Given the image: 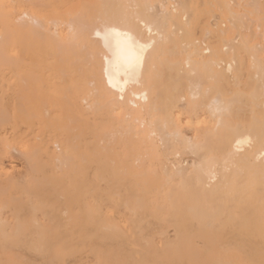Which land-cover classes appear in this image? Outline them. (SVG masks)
<instances>
[{"label": "bare ground", "instance_id": "1", "mask_svg": "<svg viewBox=\"0 0 264 264\" xmlns=\"http://www.w3.org/2000/svg\"><path fill=\"white\" fill-rule=\"evenodd\" d=\"M253 27L264 36V0H0V211L17 221L0 233L27 234L25 205L31 225L51 209L52 232L59 214L101 232L103 203H124L162 233L174 227L165 248L184 264H264V44ZM180 152L203 159L169 166ZM14 154L22 173L5 166Z\"/></svg>", "mask_w": 264, "mask_h": 264}, {"label": "rangeland", "instance_id": "2", "mask_svg": "<svg viewBox=\"0 0 264 264\" xmlns=\"http://www.w3.org/2000/svg\"><path fill=\"white\" fill-rule=\"evenodd\" d=\"M42 10L45 11L44 8ZM253 30L256 32L257 36L259 35L257 37V42L261 43V44H264V40H263L264 36H262V34H263L262 29H258L257 27H253ZM244 32L246 33V30H244ZM198 38H200V37L198 36ZM243 55L246 56V54L244 52H243ZM263 55H264V53H263ZM246 58H247V56H246ZM244 73H246V72H244ZM245 77H247V76H245ZM245 77L242 79V85L240 87H238V89L240 91H242V93H247L248 92V88L245 86V84L247 83V80H246ZM240 101L244 105V111H245L244 113H245V115L249 117L250 109H249V107L247 105L248 104L247 103V97L245 95H242L241 98H240ZM189 133H190V135L192 134L191 132H189ZM186 153L187 152H180L177 155L172 154V153H167V156H165L167 164L169 166H171L172 165L171 163H173L174 164V165H172V167H173V166H176V164L180 165V164L183 163L182 166L186 165L188 168H190L191 166H189V165L191 164V162L192 163L194 161L199 162V161H201L203 159V158L200 157L201 154L194 155V154H192L190 152H188L187 154ZM182 156L184 158H182ZM185 156H188V157H185ZM167 157H168V159H167ZM169 158H171L174 161H171V159H169ZM184 160L187 163H185ZM4 162H5V166L8 167V168L14 167V171H16L17 174L24 172L25 169H26V165H25L24 159L21 156H19L18 154H16V155L14 154L13 156H11V158L5 159ZM86 203L87 204H93V201L92 200H88V201H86ZM57 204H60V205H57V206H60L62 209H64L66 207L65 202L63 200H60ZM103 205H104V209H105V212H106L105 215L103 216V223L105 224L106 228L104 227V229H101V232H100V230L98 231L96 226H90L88 229H86V231H82L79 228V231H78V228H76V226H75L76 224H75L74 220L73 221L69 220L68 216L67 215H63V214H59L62 217L61 216H57V218H56V222H57V225H58V227H56V228L60 227L61 229H57L56 231L52 232L51 229L49 228V227L52 226V222L50 220L53 217L52 214L50 213L51 209H49V211H48L49 213L47 215L42 210L41 211L40 210L36 211V214H35L34 218L37 221V224L36 225L32 224L33 225L32 226L31 225V223H32V218H31L32 214L30 212V215H29L30 208L29 207L27 208L26 207L27 205H25L24 206L25 209L20 215V223L22 225H24L23 228L26 230L25 233H27V234H24V231H21L19 236L16 238V237H13V233L14 232H10V230H12V229L8 230L6 233H0V237H1L0 238V249H1L0 250V258L2 259V260H0V264L2 262H3L2 264H14V263H16V264H44V263L45 264H50V263L51 264H130V263L131 264H138V263L139 264H144V262L148 263V264H155V263L159 264V262H160V264H184V260L179 258V254H178L179 252H177L173 248H170V250L165 248L167 243H170V242L172 243V242H175L177 240V238H176L177 235L175 233L174 227L169 226L166 229L167 232L165 231V233H162L163 228H162L161 223L159 221L155 220L154 218H152L147 213L146 214L145 213H140L137 216H132L131 214L127 213L125 207L123 208L124 203H120V205L116 209H114L113 206L110 203L106 202V201L103 203ZM0 207H2L1 203H0ZM109 208H111V209H109ZM5 209H7V210H5ZM5 209H3L5 212H3V210L0 211V214H1L0 215L1 216L0 217V230L2 229L1 225L5 226V224H7L6 222H9L10 224H12V222L14 221L13 223H15V224L17 223V221L14 219V217L13 216H12L13 218L11 217V215H12V213L10 212L11 210L9 208H5ZM26 209H27L28 212L26 211ZM7 211H9V212H7ZM39 212L41 213L40 215H38ZM22 215H23V217H22ZM48 215H49V217H48ZM21 217H22V219H21ZM27 217H28V219H27ZM59 217H61V218H59ZM4 219H7V220H4ZM151 220H152V222H150ZM109 221H110V224H107V222L109 223ZM59 222H60V224H59ZM62 223H65V224H62ZM12 225H14V224H12ZM40 225H42V228H43V231H40L41 233L43 232V235L39 234L40 232H39V230L37 228ZM63 225H64V227H63ZM107 225H109V226H107ZM111 225L112 226L116 225V226L112 227ZM119 226H121V227H119ZM40 228H41V226H40ZM116 228H118V229H116ZM122 228H124V229H122ZM143 228H145V229H143ZM48 229H49V231H48ZM121 229H122V232H121ZM90 230H92V231H90ZM109 230H111V231H109ZM112 230H114V231H112ZM125 230H126V232H125ZM46 231H47V233H46ZM137 231H139V232H137ZM174 233H175V235H174ZM35 234H36V236H35ZM90 234L92 235V236H90L91 240L89 239V236H88ZM94 234H96V235L93 238ZM53 235H55V237ZM110 235H113V236H110ZM139 235H141V236H139ZM158 235L160 236L159 238L157 237ZM67 236L69 237L68 239H67ZM83 236H86V238H84ZM97 236H101L102 238L101 237H97ZM37 237H38L39 240L37 239ZM109 237H111V238H109ZM161 237H162V239H161ZM70 238H72V239H70ZM95 238H97V239H95ZM112 238H114V239H112ZM190 238H192V240L196 241L197 245H199V246L203 245V244L200 243L199 238L197 237V235L195 233L192 234ZM125 239H126V241H123ZM37 240H38V242H37ZM92 240H95V241L93 242ZM99 240H101V241L102 240H107L109 243L105 242V241H102L103 244L105 243L104 246H103L102 242L99 241ZM112 240L114 242L111 243ZM2 241H5L8 244V246L6 245L8 249L5 248L6 246H4V244H6V243L2 242ZM23 241H24V243H23ZM87 241L88 242L90 241L91 243L89 242V244H88ZM62 242L64 243L65 246L63 245ZM65 242H67V244ZM95 242H97L98 244H96ZM133 242H135V243H133ZM81 243H83V244H81ZM152 244H153V247L151 246ZM118 245L120 247H118ZM9 246H10L11 249L9 248ZM12 246H15V247L13 248ZM20 246H21V248H20ZM22 246H23L24 249H22ZM84 246L86 247V249L83 248ZM114 246L116 248H118V249H116ZM2 247H4V248H2ZM51 247L52 248L54 247V248L51 249ZM87 248H88V250H87ZM107 248L110 249V251L107 250ZM119 248H121V249H119ZM122 248H123V250H122ZM20 249H22L24 251H22ZM61 250L64 251V252H62ZM70 250L73 251V252L70 253L71 252ZM92 250H93V252H92ZM76 251L79 252V253H77ZM104 251H107V252H104ZM118 251L120 253H118ZM60 252H61V254H60ZM74 252H76L77 255L74 254ZM17 253L19 255H17ZM31 253H33V254H31ZM67 253L70 256H68ZM116 253H118V255ZM12 254H13L14 258L13 257L12 258L9 257V255L12 256ZM85 254H87V255H85ZM124 254H125L126 258L124 257ZM5 255L6 256L8 255V256L6 257ZM36 255H38V256H36ZM44 255H46V256H44ZM100 255H102V256H100ZM133 255L135 256V258H137V260L134 258ZM142 255H144V256H142ZM24 256L26 257L25 259H24ZM91 256H93V258ZM3 257H4V259H3ZM44 257H46V258H44ZM54 257L55 258L59 257V258H56L57 259L56 260ZM110 257H111V259H110ZM142 257H143V259H142ZM163 257H165V258H163ZM115 258H116V260H115ZM58 259H59L60 262H57ZM63 259H64L65 263H64ZM8 260H10V261H8ZM92 261H93V263H92ZM142 261H143V263H142Z\"/></svg>", "mask_w": 264, "mask_h": 264}]
</instances>
